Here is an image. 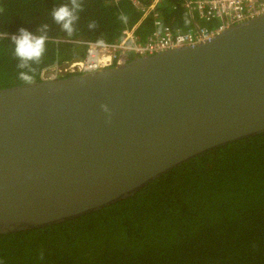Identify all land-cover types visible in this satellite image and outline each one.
I'll return each mask as SVG.
<instances>
[{
	"label": "water",
	"instance_id": "water-1",
	"mask_svg": "<svg viewBox=\"0 0 264 264\" xmlns=\"http://www.w3.org/2000/svg\"><path fill=\"white\" fill-rule=\"evenodd\" d=\"M261 134L264 15L195 47L0 89V235L96 212Z\"/></svg>",
	"mask_w": 264,
	"mask_h": 264
},
{
	"label": "trees",
	"instance_id": "trees-1",
	"mask_svg": "<svg viewBox=\"0 0 264 264\" xmlns=\"http://www.w3.org/2000/svg\"><path fill=\"white\" fill-rule=\"evenodd\" d=\"M153 0H139L150 5ZM188 0H161L157 10L172 30L212 28L191 16ZM69 0H0V89L41 81V73L81 58L80 42L114 43L141 13L131 0H83L69 36L52 16ZM126 19H121V17ZM91 22L96 23L90 28ZM45 52L18 67L11 36L41 34ZM154 31L148 17L137 34ZM134 58L124 60L128 63ZM25 72L31 82L20 78ZM3 264H264V134L199 155L145 186L135 196L77 219L0 235Z\"/></svg>",
	"mask_w": 264,
	"mask_h": 264
},
{
	"label": "built area",
	"instance_id": "built-area-1",
	"mask_svg": "<svg viewBox=\"0 0 264 264\" xmlns=\"http://www.w3.org/2000/svg\"><path fill=\"white\" fill-rule=\"evenodd\" d=\"M160 1L153 0L150 5H143L139 0H131L141 16L132 27L122 30L119 41H82L80 44L85 50L83 57L64 61L42 71L41 79L92 73L119 65L129 58L154 56L183 47H195L213 41L232 26L264 15V0H188L186 8L191 16H197L204 22L216 21V26L174 31L164 26L163 17L157 10ZM148 17L154 23V31L142 40L137 31Z\"/></svg>",
	"mask_w": 264,
	"mask_h": 264
},
{
	"label": "clouds",
	"instance_id": "clouds-1",
	"mask_svg": "<svg viewBox=\"0 0 264 264\" xmlns=\"http://www.w3.org/2000/svg\"><path fill=\"white\" fill-rule=\"evenodd\" d=\"M83 0H69V3H64L58 7H55L51 11L53 20L59 24L63 31L69 36H72L76 31L74 25L80 19L79 13L83 11ZM2 11V9H0ZM121 19H126L121 17ZM90 28H95L96 23L91 22ZM48 25L44 24L38 28L39 35L30 32L25 28H20L19 33L11 36V41L14 45L15 56L20 61L18 67L21 69L29 68L30 62H39L45 52V45L48 39L47 37ZM6 33L0 34L5 36ZM99 43H102L100 41ZM20 78L26 82H31L32 77L25 72L20 73ZM105 111H107V106ZM3 264V261H0Z\"/></svg>",
	"mask_w": 264,
	"mask_h": 264
},
{
	"label": "bare ground",
	"instance_id": "bare-ground-1",
	"mask_svg": "<svg viewBox=\"0 0 264 264\" xmlns=\"http://www.w3.org/2000/svg\"><path fill=\"white\" fill-rule=\"evenodd\" d=\"M204 22V21H203Z\"/></svg>",
	"mask_w": 264,
	"mask_h": 264
}]
</instances>
